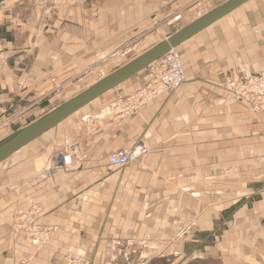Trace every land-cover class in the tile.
I'll list each match as a JSON object with an SVG mask.
<instances>
[{
  "label": "crops",
  "instance_id": "crops-1",
  "mask_svg": "<svg viewBox=\"0 0 264 264\" xmlns=\"http://www.w3.org/2000/svg\"><path fill=\"white\" fill-rule=\"evenodd\" d=\"M7 1L0 0L8 55L0 67V136L156 46L180 19L189 18L184 28L226 0H75L54 9L43 0ZM175 48L186 75L179 88L138 114L114 116L115 100L147 82L150 67L143 69L0 169V264H64L68 251L114 264L129 253L124 244L138 241L172 255L175 245L184 252L214 228L211 244H197L199 261L264 264V116L224 86L240 64L264 72V0L244 2ZM138 142L150 147L145 157L108 169L110 153ZM57 152L71 154L72 165L54 169ZM33 203L43 206V225L59 230L44 250L12 229L15 208Z\"/></svg>",
  "mask_w": 264,
  "mask_h": 264
},
{
  "label": "built area",
  "instance_id": "built-area-1",
  "mask_svg": "<svg viewBox=\"0 0 264 264\" xmlns=\"http://www.w3.org/2000/svg\"><path fill=\"white\" fill-rule=\"evenodd\" d=\"M75 0H43L50 8H57L68 5ZM168 4L173 0H164ZM8 55L3 44L0 43V67L5 65ZM237 78H227L225 88L233 93L236 100L247 105L253 111L264 116V72H254L249 64H242L238 68ZM147 82L142 88L129 93L126 97L115 100L112 111L119 118H128L138 114L145 105L150 104L162 94L179 88L185 81L186 75L181 64V56L176 48H172L166 54L159 57L150 65ZM150 152L149 145L145 142H138L130 149H120L109 155L108 168L116 170L125 168L145 157ZM73 163L71 154L57 152L53 156L52 167L58 169L70 166ZM43 206L40 203H33L29 207L18 206L15 209V222L13 231H30V244L39 250L45 249L48 243L58 232L56 225H43L41 223ZM32 223V224H31ZM32 228V229H31ZM33 230V231H31ZM67 264L81 262L80 255L70 253L65 256Z\"/></svg>",
  "mask_w": 264,
  "mask_h": 264
},
{
  "label": "water",
  "instance_id": "water-1",
  "mask_svg": "<svg viewBox=\"0 0 264 264\" xmlns=\"http://www.w3.org/2000/svg\"><path fill=\"white\" fill-rule=\"evenodd\" d=\"M246 1L248 0H226L199 19L174 32L166 40L157 43L156 46L144 51L127 64H124L114 70V72L99 79V81L84 91L71 97L70 100L47 112L42 118L28 125V127L15 134L0 146V163L9 159L15 152L26 147L31 141L55 128L59 123L71 117L72 114L76 113V111L83 108L86 104L98 99L103 93L125 83L129 78L143 71V69L150 67L152 63L169 50L200 32L201 29L215 23L216 20L229 14V12L242 6Z\"/></svg>",
  "mask_w": 264,
  "mask_h": 264
},
{
  "label": "rangeland",
  "instance_id": "rangeland-1",
  "mask_svg": "<svg viewBox=\"0 0 264 264\" xmlns=\"http://www.w3.org/2000/svg\"><path fill=\"white\" fill-rule=\"evenodd\" d=\"M18 1H21L22 2V0H9V1H7L10 5H14V3H16V2H18ZM176 0H173V1H171V3H173V2H175ZM53 9V8H52ZM23 12L20 14V15H22V17L23 16H29L30 15V13H33V11L32 10H29V14H28V12H27V10H22ZM17 12H21V11H17ZM2 13L0 12V18H2ZM25 18V17H24ZM189 20V18L187 19V21ZM187 21H185V22H183V19H180L178 22H177V25H175V26H173L172 27V30L171 31H166V32H164V31H162L160 34H159V37H161V41H163V40H166L169 36H171L170 34L171 33H174V32H176V31H178V30H180V29H182V26H185L184 24L187 22ZM178 29V30H177ZM161 41H159V42H161ZM158 42V43H159ZM178 50V49H177ZM143 51V50H142ZM141 51V52H142ZM143 53V52H142ZM141 53V54H142ZM179 53H181L180 51H179ZM140 54V55H141ZM139 56V55H138ZM136 58V57H135ZM134 59V58H133ZM132 59H130L129 61H131ZM128 61V62H129ZM127 62V63H128ZM126 63V64H127ZM241 62H239V64H240ZM124 65V64H123ZM123 65H120V66H118V67H116V68H114L113 70H109L108 72H106V75L107 74H110V73H112V72H114V70H116V69H118V68H120L121 66H123ZM242 64H240L239 65V67L241 66ZM238 67V68H239ZM150 69V68H149ZM146 70V73L148 72V68L147 69H145ZM99 76H103V75H99ZM100 78V77H99ZM98 79V78H97ZM99 80V79H98ZM88 87V83H86L85 85H82V86H80V87H78V88H74V89H72L71 90V88L69 89L70 91L69 92H67L66 94H65V96L63 97V99H61L59 102H57L55 105H54V109L57 107V106H59V105H61V104H63L64 102H66V101H68V100H70L71 99V97H73V96H75L76 94H78V93H80V92H82L83 90H85L86 88ZM114 104V103H113ZM113 104H112V108H113ZM114 116H116L115 114H114ZM117 117V116H116ZM37 120H39V119H37ZM37 120H34L33 122H35V121H37ZM33 122H31V120L30 121H28L27 122V125H25L24 127H21L20 129H16V130H14L13 131V133H8L7 134V132L6 133H4L2 136H0V146L4 143V142H6V141H8L9 139H11L15 134H17L18 132H20L21 130H23V129H25L26 127H28V125H30V124H32ZM32 146V144L30 145V146H28V148H32L31 147ZM28 148H25V149H28ZM16 158H15V156L14 157H11V159L10 160H8V161H6L5 163H2L1 165H0V169L1 168H4L5 169V165H9V164H13V163H15V161H17V160H15ZM109 169V168H108ZM110 170V169H109ZM247 199H246V197L244 198V201H246ZM244 201H242V202H244ZM241 201L240 202H238V204H240V203H242ZM245 203H247V202H245ZM19 206H23V205H19ZM18 207V206H17ZM16 207V208H17ZM235 207H238L237 206V204L234 206V208H233V210L235 209ZM15 208V209H16ZM14 220H13V223L15 222V210H14ZM42 217V216H41ZM41 223L43 224V222H42V219H41ZM32 224V223H31ZM12 228H13V224H12ZM32 229V228H31ZM31 231H33V230H31ZM59 231V230H58ZM14 233L15 234H17V235H21L22 236V238L24 239V241H26V243L28 244V245H32V244H30V241H29V236H30V234H31V232L30 231H24V230H17L16 232L14 231ZM58 233V232H57ZM56 233V234H57ZM215 233H216V228H214V230H210V231H208V233L206 234V236L201 240L202 242H200L199 243V241L196 243V245L197 244H200L201 246L202 245H204L205 243L206 244H211L212 243V239H214L215 238ZM55 234V235H56ZM55 237V236H54ZM53 237V238H54ZM52 238V239H53ZM186 238H188L189 239V234H188V237H186ZM52 241V240H51ZM50 241V242H51ZM49 242V243H50ZM189 242H191V241H189ZM49 243H48V245H49ZM187 243H188V241H187ZM47 245V246H48ZM196 245H193L192 244V246H190L188 249H186L184 252H180L179 250H178V246L179 245H175V247L173 248V251H172V255H167V254H165V252H163L162 250L161 251H159L160 250V247H161V245H157L156 244V246L157 247H154L152 244H147V243H145V242H143V241H138V243H133V244H124V249H125V252H129V253H127V255H123L122 256V258H120L116 263H114V264H204L203 263V261H199L198 260V256L200 255V250H199V248L201 247V246H199L198 247V245H197V247H195ZM33 246V245H32ZM46 246V247H47ZM174 246V245H173ZM34 247V246H33ZM45 247V248H46ZM122 247V246H121ZM35 249H37L36 247H34ZM37 250H39V249H37ZM42 250H44V249H42ZM199 250V251H198ZM70 253H73V252H70V251H68V252H66V254L63 256V259L65 258V256L67 255V254H70ZM75 253H77V252H75ZM75 253H73V254H75ZM177 253H179V254H177ZM181 253V254H180ZM77 254H79V253H77ZM153 254H158V255H153ZM80 255V254H79ZM80 258H81V262L80 263H77V264H93V261H92V259L91 258H87V257H84L83 255H80ZM64 264H67V262L65 261V259H64Z\"/></svg>",
  "mask_w": 264,
  "mask_h": 264
}]
</instances>
